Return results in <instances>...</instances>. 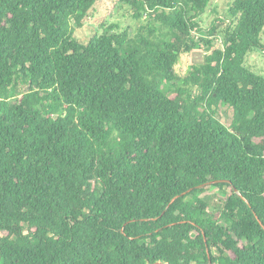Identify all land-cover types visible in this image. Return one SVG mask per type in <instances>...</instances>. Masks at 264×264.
<instances>
[{"label": "trees", "instance_id": "obj_1", "mask_svg": "<svg viewBox=\"0 0 264 264\" xmlns=\"http://www.w3.org/2000/svg\"><path fill=\"white\" fill-rule=\"evenodd\" d=\"M97 1L0 0V264H264V0H234L213 50L211 0H119L135 33L81 44Z\"/></svg>", "mask_w": 264, "mask_h": 264}, {"label": "rangeland", "instance_id": "obj_2", "mask_svg": "<svg viewBox=\"0 0 264 264\" xmlns=\"http://www.w3.org/2000/svg\"><path fill=\"white\" fill-rule=\"evenodd\" d=\"M234 0H211L205 13L197 19L201 28V33H196L195 41L202 39L213 41V49L220 48V32L225 25L215 23L216 18H224L228 7ZM131 8L120 2L119 0H98L93 9L84 19L81 27L72 25L74 29L73 38L81 43L86 44L88 40L95 34H100L111 26H117L114 32H123L129 27L130 33H135L139 23H136L132 17ZM225 21V20H224ZM225 23H228L226 20ZM217 26L215 38L210 36L209 31L212 26ZM262 44L264 45V32L261 36ZM201 49L195 50L190 54H184L179 57L178 64L175 66L177 80L175 86H179L182 79L187 75L192 66L203 63L205 56L209 55L210 51H206L204 44H201ZM245 67L255 75L261 76L264 79V52L255 51L249 54L245 59ZM193 96L196 90L192 91ZM216 118L225 127H229L232 120V110L227 106H218L216 109ZM203 193L197 194V197L203 200L208 205L209 212L217 213L223 208L224 193L220 192L210 185ZM2 236V234H0ZM215 253V251H213ZM216 254V253H215Z\"/></svg>", "mask_w": 264, "mask_h": 264}, {"label": "water", "instance_id": "obj_3", "mask_svg": "<svg viewBox=\"0 0 264 264\" xmlns=\"http://www.w3.org/2000/svg\"><path fill=\"white\" fill-rule=\"evenodd\" d=\"M220 182L222 183V182H225V181H213V182L208 183V185H214V184H216V183H220ZM174 200H175V199H174ZM174 200H173V201H174ZM173 201H172V202H173Z\"/></svg>", "mask_w": 264, "mask_h": 264}]
</instances>
